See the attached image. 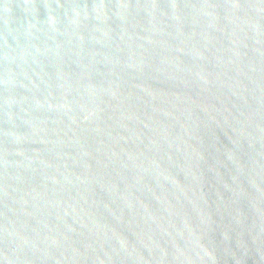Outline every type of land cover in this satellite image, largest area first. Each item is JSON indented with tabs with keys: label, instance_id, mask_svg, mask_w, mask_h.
Returning a JSON list of instances; mask_svg holds the SVG:
<instances>
[{
	"label": "water",
	"instance_id": "1",
	"mask_svg": "<svg viewBox=\"0 0 264 264\" xmlns=\"http://www.w3.org/2000/svg\"><path fill=\"white\" fill-rule=\"evenodd\" d=\"M0 264H264V0H0Z\"/></svg>",
	"mask_w": 264,
	"mask_h": 264
}]
</instances>
